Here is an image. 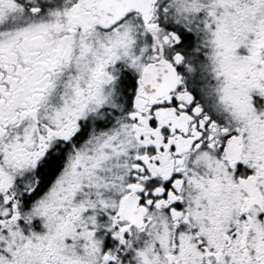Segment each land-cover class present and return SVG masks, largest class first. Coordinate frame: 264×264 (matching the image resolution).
I'll return each instance as SVG.
<instances>
[{
	"label": "snow or ice",
	"instance_id": "6c2138e0",
	"mask_svg": "<svg viewBox=\"0 0 264 264\" xmlns=\"http://www.w3.org/2000/svg\"><path fill=\"white\" fill-rule=\"evenodd\" d=\"M0 264H264V0H0Z\"/></svg>",
	"mask_w": 264,
	"mask_h": 264
}]
</instances>
